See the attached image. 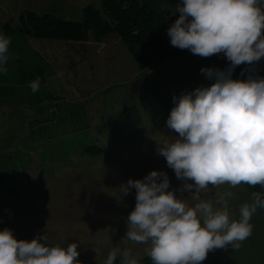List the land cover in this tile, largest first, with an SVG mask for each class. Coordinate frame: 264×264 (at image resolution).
<instances>
[{
	"label": "rangeland",
	"instance_id": "1",
	"mask_svg": "<svg viewBox=\"0 0 264 264\" xmlns=\"http://www.w3.org/2000/svg\"><path fill=\"white\" fill-rule=\"evenodd\" d=\"M89 4H98V0H0V23L15 26L25 11L78 21L82 19L83 8ZM92 40L95 52L82 44L85 42L71 41L69 45L59 44L67 54L65 57L41 56L54 71L55 79L50 82L57 88L53 93L58 98L54 109L62 110L56 113L62 116L54 117L63 119L64 127L51 128L52 137L45 145L46 160L42 158L46 166L38 170L34 166L29 179L22 177L21 183L27 182L19 187L17 198L0 191V231L9 228L18 240L46 235L49 244L65 248L75 242L79 245L81 264H106L109 252L116 246L121 250L130 248L140 261L148 256L150 244L123 242L127 217L136 204V190L124 196L121 185L129 179L142 180L153 170L164 171L170 190H177L176 195H183L190 205L198 202L191 199L189 192L181 193L184 181L177 179L166 159L156 151L157 143L172 142L178 135L167 128L169 114L159 107L152 91L170 87L172 68L141 73L119 36L109 35L102 40L91 36L89 41ZM30 45L34 50L41 47L36 40ZM87 49L90 51H84ZM89 53L92 54L88 56ZM188 55L198 56L190 50ZM201 58L213 68L226 69L230 63L223 53L210 59ZM72 59L75 63L65 73L54 66H68L67 61ZM250 75L264 77V58L252 66H237L232 78L247 79ZM203 79L190 83V88L210 87L215 82L207 77ZM0 107V165L3 167L0 175L3 184L9 185L14 180V166L21 165V158H26L29 164L27 147H31V141L27 124L30 119L24 120L34 110L20 107L18 103ZM87 146L103 148L105 152L95 157L82 156L81 151ZM32 156L34 160V153ZM5 159L6 163L1 164ZM225 191L234 194L229 199V210L231 217L239 220L240 207L252 202V193L244 184L236 188L227 184L215 189L209 186L200 195L201 199L212 200L215 207H220L215 205L217 193ZM250 223L252 234L239 249L229 246L226 250L209 252L202 264H264V209L258 208Z\"/></svg>",
	"mask_w": 264,
	"mask_h": 264
},
{
	"label": "clouds",
	"instance_id": "2",
	"mask_svg": "<svg viewBox=\"0 0 264 264\" xmlns=\"http://www.w3.org/2000/svg\"><path fill=\"white\" fill-rule=\"evenodd\" d=\"M175 11L179 18L167 30L173 47L203 58L223 53L230 63L226 69H201L215 82L178 99L166 122L177 138L157 143V154L184 181L181 193L189 192L198 202L190 205L170 190L164 171L129 179L121 188L124 196L136 190V204L123 242L150 244L152 264H202L209 252L239 249L252 234V216L264 209L261 191L240 207L239 220L230 215L231 191L217 193L220 207L200 195L209 186L225 184L264 189V77L232 78L237 66L264 58V0H181ZM10 44L11 38L0 33V74L8 73ZM40 85L39 76L30 81L32 93ZM78 247L75 242L66 248L51 245L42 234L18 240L5 228L0 231V264H81ZM118 256L121 264H139L130 248L119 246L109 252L106 264H115Z\"/></svg>",
	"mask_w": 264,
	"mask_h": 264
},
{
	"label": "trees",
	"instance_id": "3",
	"mask_svg": "<svg viewBox=\"0 0 264 264\" xmlns=\"http://www.w3.org/2000/svg\"><path fill=\"white\" fill-rule=\"evenodd\" d=\"M178 3H181V0H98V4H89L83 8L82 19L78 21L66 20L52 14L37 15L25 11L17 19L15 26L7 27L6 22L0 23V33L11 38L9 46L11 58L6 65L8 73L0 74V106L18 103L23 107L37 104L41 100L43 88L44 90L46 88V78L51 75L52 68L38 52L34 51L30 45L32 40L86 42L91 36L102 40L109 35H116L128 48L141 73L157 68L160 70L172 68L173 77L168 80L170 87L164 89L163 86L152 90L159 107L170 115L182 95L194 94L195 90L191 89L189 84L205 80L203 78L206 76L201 73V69L213 68L200 56L191 57L188 55L189 50L171 45L167 30L179 18L180 13L175 11ZM187 56L191 58L187 59ZM37 76L41 78L40 89L32 93L29 83ZM38 116L39 118L29 121L33 127L27 132L31 141V147H27L29 164L26 158H21V165L14 166V180H11L9 185L3 184V176L0 175V191L10 198H17L19 187L27 182L22 184L21 179L30 178L32 167L36 166L38 170L39 167L46 166L43 164L46 160L45 148L47 141L52 137L49 126L51 123L54 127L52 122L58 120L54 117L45 118L39 114ZM29 119L31 118L27 116L24 122ZM62 122L64 123L63 119ZM104 152L103 148L94 149L87 146L81 151V155L95 157ZM32 153L36 156L34 160ZM5 163L6 159L1 164ZM2 169L0 165V172ZM245 186L251 193L264 192L259 185L255 188ZM138 262L152 264L149 256ZM115 264H121L120 257H117Z\"/></svg>",
	"mask_w": 264,
	"mask_h": 264
},
{
	"label": "crops",
	"instance_id": "4",
	"mask_svg": "<svg viewBox=\"0 0 264 264\" xmlns=\"http://www.w3.org/2000/svg\"><path fill=\"white\" fill-rule=\"evenodd\" d=\"M40 43L41 47L40 48H37L35 49L34 51L38 52L39 55H46V56H49V55H53V54H56L57 56V59L58 58H61V57H65V53H63L59 47V44H61L62 42H45L43 40H36ZM44 43V44H43ZM66 43V42H64ZM91 43H93V40L92 41H88V42H85V43H82V44H86L90 47L93 48L94 52H95V48H94V45H91ZM69 44H72L71 42L69 43H66V45H69ZM84 51H90L89 49L87 50H84ZM92 53H89V55H91ZM69 63L68 66H60L61 64L59 65H54L55 68L57 67L58 70H61L63 71V73H65L70 67H72L73 63H75V60H70V61H67ZM54 74V71L51 72V75L48 76L46 78V81H45V90L43 88V95H41V100L36 104H32V105H26V109H33L34 110V113L33 114H29L28 116L31 118L30 120H35L37 118H39L38 114L39 115H43L45 118H50V117H54V116H62V114H56L57 112H61V109H59L58 107H56L54 109V105H56V101H58V98H55L53 96V93L55 90H57L56 87H54V85H52L50 82L51 80L55 79V76L53 75ZM75 75V71L73 72V74H71V77H74ZM74 85H77L75 82H74ZM71 86H73V84H71ZM61 99V98H60ZM62 100H60L58 103H60ZM39 104V105H38ZM52 104V105H51ZM38 105V106H37ZM56 118V117H54ZM58 121H54L52 122V124L54 125V127H60L62 128L64 123L62 121H60L59 119H57ZM51 122V121H50ZM27 128L29 130H32L33 127H31L30 123L28 122L27 124ZM50 130L52 128V125L50 123V126H49Z\"/></svg>",
	"mask_w": 264,
	"mask_h": 264
}]
</instances>
